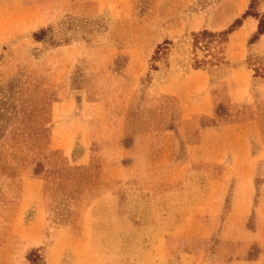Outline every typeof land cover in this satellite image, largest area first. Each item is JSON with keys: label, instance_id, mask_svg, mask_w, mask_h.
Masks as SVG:
<instances>
[{"label": "rangeland", "instance_id": "374dc122", "mask_svg": "<svg viewBox=\"0 0 264 264\" xmlns=\"http://www.w3.org/2000/svg\"><path fill=\"white\" fill-rule=\"evenodd\" d=\"M261 20L0 0V264H264Z\"/></svg>", "mask_w": 264, "mask_h": 264}, {"label": "trees", "instance_id": "16d2710c", "mask_svg": "<svg viewBox=\"0 0 264 264\" xmlns=\"http://www.w3.org/2000/svg\"><path fill=\"white\" fill-rule=\"evenodd\" d=\"M251 14H249V13H247L246 15H245V17H247V16H250ZM244 17V18H245ZM240 24H241V21L239 20V21H237L233 26H232V28L231 29H229L228 31H225L224 33H220V34H218V36H223V37H226L227 35H229V34H231L236 28H238L239 26H240ZM262 35H264V20H261L260 21V24H259V29H258V33H257V36H256V38H255V40H257L260 36H262ZM199 36H202L203 38H213V37H216V35H214V34H212V33H210V32H208V31H204V32H202V33H199V34H197V35H195V38H198Z\"/></svg>", "mask_w": 264, "mask_h": 264}, {"label": "crops", "instance_id": "0c3cea01", "mask_svg": "<svg viewBox=\"0 0 264 264\" xmlns=\"http://www.w3.org/2000/svg\"><path fill=\"white\" fill-rule=\"evenodd\" d=\"M160 260H162V258H160ZM221 261H223V260H220V258L219 259L217 258L215 260L216 264H223V262H221ZM160 264H164L163 261ZM179 264H207V263H203V262L197 263V261L195 260V261H190L189 263L180 262ZM240 264H244V263H240Z\"/></svg>", "mask_w": 264, "mask_h": 264}]
</instances>
